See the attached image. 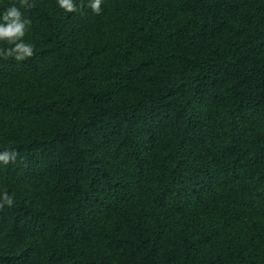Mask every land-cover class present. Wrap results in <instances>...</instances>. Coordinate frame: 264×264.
Returning a JSON list of instances; mask_svg holds the SVG:
<instances>
[{
    "label": "trees",
    "instance_id": "obj_1",
    "mask_svg": "<svg viewBox=\"0 0 264 264\" xmlns=\"http://www.w3.org/2000/svg\"><path fill=\"white\" fill-rule=\"evenodd\" d=\"M34 3V57L0 59V264H264V0Z\"/></svg>",
    "mask_w": 264,
    "mask_h": 264
},
{
    "label": "clouds",
    "instance_id": "obj_2",
    "mask_svg": "<svg viewBox=\"0 0 264 264\" xmlns=\"http://www.w3.org/2000/svg\"><path fill=\"white\" fill-rule=\"evenodd\" d=\"M58 6L65 12L74 13L81 11L84 6L74 3V0H57ZM103 0H88L87 7L95 15H100ZM36 5L34 0H16L2 13H0V43L6 44L7 47H0V59H13L17 62H23L31 59L35 55L34 45L25 41V36L31 26V19L26 17L25 11H29ZM19 153L15 150H5L0 152V162L4 165L15 163ZM14 197L9 195L7 190L0 192V210L5 206L12 207L14 205Z\"/></svg>",
    "mask_w": 264,
    "mask_h": 264
}]
</instances>
